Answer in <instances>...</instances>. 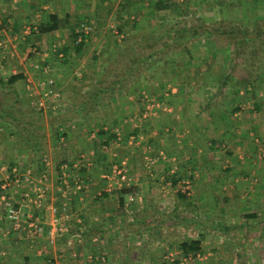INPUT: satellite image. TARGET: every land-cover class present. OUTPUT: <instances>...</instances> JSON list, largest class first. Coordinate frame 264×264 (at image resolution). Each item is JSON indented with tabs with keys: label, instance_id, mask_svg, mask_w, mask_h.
Masks as SVG:
<instances>
[{
	"label": "crops",
	"instance_id": "1",
	"mask_svg": "<svg viewBox=\"0 0 264 264\" xmlns=\"http://www.w3.org/2000/svg\"><path fill=\"white\" fill-rule=\"evenodd\" d=\"M155 1L158 0H0V196L6 191L1 190L5 181L12 185L13 179L7 176L14 175V167L21 175V184H14L7 192L15 197L23 215L31 210L23 197V192L29 189V182L25 178L36 181L46 174L49 188L46 202L56 204L62 199L60 180L55 171H58V165L67 164L70 167V173L67 170L69 176L82 175L90 183L89 188L80 195L70 192L71 211L81 221L65 222L68 231L58 235L57 244L52 247H47L46 243L53 215L45 209L40 215L46 230L38 237H29L24 230H12L9 235H4L2 228L8 222L0 198V247L6 252L1 264H29L31 261L32 264H43L48 257L56 264L170 262L167 255L170 248L176 247L181 251L180 244L187 241L185 226L189 221L187 198L176 197L170 191V184L175 178H185L186 174L192 172H196L191 193L195 203L189 204H196L201 215L207 217L200 220L196 228L200 234L194 239L200 241L204 252H209L205 259L195 260L196 264H264V111H261L264 100V15L244 18L256 24L250 31L254 40L251 39L244 48V59L237 61L246 64L244 73L234 72L232 75L235 80L243 76L252 82L251 96L256 91L255 102L259 106L255 114L249 115L245 113L246 110L242 114L237 112L238 109H245L239 104L246 105L252 101L250 93L236 90L233 83L228 91L235 90L242 104L238 102L235 108L225 109L231 101L228 98L223 100L224 106L220 102L216 104L218 97L213 95L218 81L210 71L214 64L211 62L218 63L221 49L211 44L207 48L208 53L219 56L204 64L201 57L193 62L188 60L186 52L181 51L177 55L184 57V60L175 68L177 72L181 70V76L186 80H182L180 93L172 98L182 96L183 89L191 88L192 95H187L189 108H182L183 112L189 114L181 115L183 119L187 116L185 125L191 124L194 128L150 130L148 138L141 136L155 144V148L150 144L149 150L144 147L148 152L144 159L149 169L145 172L148 178L144 180L138 177L137 183L127 192H122L126 188L116 189L105 196L106 192L102 191L103 179L99 178L100 174L92 172L97 162L100 163L94 148L89 154L93 152L90 156L93 160L91 167L71 168L81 159L83 151L75 158L65 160L58 158V154L56 157L52 151L53 164L47 167L43 163L46 154L43 145L38 142L39 136L37 139V134L30 132L32 126L33 130H38L32 123L34 119L47 116V112L41 113L32 105L30 91H40L49 76L61 88L64 101L66 91L73 86L71 83L77 70L84 73L99 69L97 59L101 58L99 55L103 52L108 53L104 49L111 48L108 37L114 34V29L124 35L125 22L131 21L141 26L158 21L174 23L179 19L180 16L160 18L145 11L143 7L148 5L152 8ZM50 14L59 17L61 27L54 32L41 33L39 25L46 22ZM116 16L119 18L115 20V27L111 21ZM82 25L88 27L89 35L83 52L77 54L73 46V33L81 31ZM234 52V47H231L228 54ZM60 53L64 55L60 56ZM44 65L49 66V73L43 72ZM15 74H22L23 78L12 84L7 83L10 76ZM82 105L74 114L81 113L79 109L84 110ZM122 131L127 138L135 137L137 132L138 136L143 132L146 134V130ZM21 138H25L26 142L22 143ZM100 140L103 142L108 138L104 135ZM132 143L126 147L136 150L140 144L137 138ZM96 149H100L101 159L106 158L105 165L114 162L110 148L102 150L101 144H98ZM117 159L119 161L120 158ZM55 161L57 163L54 165ZM171 165L177 167L176 174H171ZM167 173L171 177L166 176ZM169 199L174 203L173 208H161V201L168 204ZM128 201H131L129 206ZM68 238L73 240L71 246L66 245ZM43 246L49 248L50 252L40 256L38 250Z\"/></svg>",
	"mask_w": 264,
	"mask_h": 264
},
{
	"label": "rangeland",
	"instance_id": "2",
	"mask_svg": "<svg viewBox=\"0 0 264 264\" xmlns=\"http://www.w3.org/2000/svg\"><path fill=\"white\" fill-rule=\"evenodd\" d=\"M171 1L176 3L178 2L179 5L180 4L182 5V8L185 11L183 10L184 11L182 13L183 15H180L179 19L182 18L190 25H192L195 22V20H197V18L205 17L206 19L210 18L209 20L214 23L215 27L223 26V29H231L233 25H236L241 29L251 30L252 28H254L256 24L251 23L250 21L247 22V20H244V18H250L252 15H264L263 0H189L188 3L179 0H171ZM143 8H146L145 11L149 12L150 14L154 13V15H156L157 17L162 16V18L164 17L167 18V16H173V18H176V16H178V14L171 12L169 10L167 11L154 10L153 7L151 8V6L148 5ZM150 8L151 10L149 11ZM118 18L119 17L116 16L114 20L111 21L113 23V26L117 25L115 20H118ZM174 23L172 22L165 23L158 21L157 23H151L149 25L141 24L140 26L134 24V22L131 21H129V23L125 22V24H127L125 25V30H126L125 34L126 35L132 34L127 42H124L123 39L124 35L121 36L122 33L119 32L117 34L116 32H114L117 31L116 29H114V31L112 30L116 36L114 34L112 35L110 34L111 37H108L109 45H111V48L108 47L107 49H104L107 50L108 53L104 54L103 52L101 55H99V57L101 58L97 59V63H96V65L99 66L98 67L99 69L95 71L91 70L90 72L84 71V73L77 70L74 73L76 77L73 79V82H76V84H74L73 82L71 83L73 84V86L68 88V90L66 91V95H65L66 97L64 101H63L64 95L62 96L63 98L60 107L61 110H59L58 113H52L48 111L46 113L47 116L41 115L39 116L38 120L34 119L32 123L33 125L37 126L38 130H33L34 127L32 126L30 132H32L33 134L36 133L37 139L39 136L38 142L41 145H43L45 151L44 154H46V156L51 160L52 164H53L52 151L55 153V156L56 154H58L59 155L58 158H60L61 160H65L67 158L68 159L75 158L76 155L81 151H83L82 154H86V153L90 154V151L94 148L95 149L94 153H98L97 158H100L99 160L100 163L97 162L96 167L92 169V172L94 174H100L99 177L100 179L104 172H109L111 170V166L113 164L120 162V160H126L127 170L129 175L137 178L141 177V179L144 178L145 180L148 178L145 172L149 170L145 165L146 161H144L145 155H148V152L146 153V149L149 150L150 144L152 148H155L154 143L148 141V139L145 140V138L149 137L148 132H150V130H186L187 128H191L193 130L194 127H192L191 124H189L188 127L187 125H185L186 123L184 121L189 113H185L182 111L183 110L182 108L185 107L189 108V106L187 105L188 103L187 95L189 94L192 95L190 92L191 88L184 87L185 89H183L182 96L179 97L177 96V98L175 99L172 98L174 94L180 93L179 87L183 83L182 80H186V77L181 76L180 73L181 70L179 72H176V69H173V72L168 73L163 69H161V65H160L161 63L156 62V65H154L153 68L149 69V71L147 72L144 71L142 75L138 76L139 77L138 81H136V78L135 79L125 78L123 82L115 83L116 80L119 79V75H118L119 70H117V67H119L120 69V65L124 60L126 59L131 60L132 59L131 57H134L135 54L142 56L144 53H147V49L145 47V41L142 34L145 33L147 34L149 30H154V29L158 31H162L164 28L168 29L172 27ZM107 32L110 31L108 30ZM132 37H135L133 38V41L131 40ZM216 41L218 42V44L219 43L220 45L222 44L223 47H225L226 45V48L224 51L223 50L221 51L220 56L216 54L215 57L217 59L219 56V61L218 63L215 62V64H213L210 71L211 76H213L214 78L217 77L219 78L225 76L226 74H228V72L229 74L232 72H236L237 74L244 73L246 64L243 61H240L238 64H236V61L233 59L232 55L228 54V51L231 48V46H228L229 40H227L226 36H216ZM209 46L203 43V45L197 48L200 54L204 53L206 55L207 54L210 55L207 51L208 50L207 48H209ZM126 47L128 49H126ZM199 57L202 58L201 59L202 64H204V62L207 63L210 60V58L212 59V55L205 56L202 54V56L198 55L193 60V62L197 61L198 60L197 58ZM173 59L175 63L178 65L179 63L182 62V60H184V57H181L180 55L176 54V56L173 57ZM139 65L148 66L149 63L141 62ZM242 78L244 77L242 76ZM232 83L235 85V82H231L229 89L232 87L233 85ZM79 84H82V86ZM108 86H112V90L102 92V88H107ZM175 86H177L178 89H176ZM172 88H174L173 89L174 91L172 90ZM228 90L226 91V93L222 95V97L216 100L217 102L216 104L218 105L220 102L221 105H223L224 104L223 100H226L228 98L231 99L232 102L230 101L228 106L227 107L225 106L226 107L225 109L228 108L232 109L233 107L235 108L236 105L238 106V104L241 102H239L240 100L239 97L236 96L235 90L232 91L231 90L228 91ZM241 91L245 93V90L242 89ZM251 93L249 96L251 99L250 101H252L253 103L249 102L246 105L242 103H241L242 105L239 104L240 107H244L245 109L243 110L238 109L237 112L239 113L241 112L242 114L246 110L245 113L249 115L255 114L258 105L255 102L256 95L251 96ZM146 94H149V96L158 100L159 102H162L164 105H168L171 110L164 111L163 110L164 106L163 107L161 106L159 108L160 111L158 110L156 112V110H153L152 113L148 112L147 115L142 113L145 112L143 111L145 107L143 104L144 101L143 96ZM246 96H248V94ZM86 99H88L87 102H85ZM74 101H76V103L79 105L88 104L86 106L85 111L83 109H79L82 111L81 113H76L79 114L78 117H76L74 111L80 107H78ZM262 103H263V107L261 111H264V100L262 101ZM182 113L187 114V116L184 119L182 118L181 115ZM57 128H60L59 131L66 133L67 135L62 136L60 139H57L56 137ZM126 128L130 130H133L134 128H138L139 130H146V134L144 132H143L144 134L140 133L141 135L139 136H138V132L136 133L137 135L135 134V138H137V142L140 143L138 144L139 147L136 148V150L132 148L128 149L126 147L134 140L131 139L132 136L130 138L124 136L122 130H125ZM102 129L111 131L110 134L113 131L118 130L119 132H121V136L123 137L124 140L123 146H121V148L116 149L115 147H113V145L110 147V150L112 151V155H110L112 157L111 160H113L114 162L112 163V161H110L109 164H107L108 166L105 165L106 158L101 159V157L99 156L101 152L100 149H96L97 145L102 143V141L100 140L101 137L100 130ZM24 130H28V128ZM93 134L94 136H92ZM141 136L145 138H142ZM21 142L25 143L26 142L25 138L24 139L21 138ZM51 147H53V150H51ZM131 149L134 151H132ZM118 157L120 158L119 161L117 159ZM58 158L56 160L59 161ZM56 163L57 162L55 161L54 165ZM69 168H67L68 173H70ZM71 168H73V164ZM172 168H174V165L173 166L171 165L170 172ZM55 171L58 174L59 169L58 171L55 169ZM153 173H154V169H153ZM195 175L196 172H192L186 174L185 176V178H188L192 181L191 182L192 189L194 188V180L196 177ZM166 176L171 177L169 173H167ZM102 181H103V186H105L104 180ZM131 186L133 187L134 185ZM131 186H127L126 190ZM170 191L174 195H176V197H178L176 188L171 187ZM189 196L191 197L187 196V200H186L188 201L187 204L185 202V204L188 207L187 218L189 220L188 225L185 226L187 228L185 230L186 231L185 233L187 234L185 235L187 237V241L195 240L194 238H197V236H199L200 232L197 231L196 228L198 227V224L201 223L200 220L207 219V217L201 215L198 206L196 204L195 205L189 204V202L195 203V200H192L193 198L192 195ZM161 203L162 205L165 204L164 206L160 205L161 208L162 207L173 208L174 206L172 199H169L168 204L163 200L161 201ZM130 204L131 201H128V206ZM210 237L211 239H213L212 234ZM202 252L203 253H201L202 254L201 259L196 257L189 261H185L184 253L182 252V250L180 251L178 248L172 247L170 248V251H168L167 253V255L170 258L169 260L170 262L162 263V264H176V263L196 264L195 260H203L205 259V257L209 256V252H204V251ZM31 262L33 263V261ZM31 262L28 263L32 264Z\"/></svg>",
	"mask_w": 264,
	"mask_h": 264
},
{
	"label": "built area",
	"instance_id": "3",
	"mask_svg": "<svg viewBox=\"0 0 264 264\" xmlns=\"http://www.w3.org/2000/svg\"><path fill=\"white\" fill-rule=\"evenodd\" d=\"M82 26L84 33L88 34V27L84 25ZM116 33L118 34L119 32L116 31ZM82 38L83 37L80 36L78 38V42H80ZM60 56L63 55L60 54ZM42 69L45 73H49L50 71L49 66L44 65ZM173 89L174 88H172V90ZM30 95L32 97L33 106L40 112L45 113L49 111L52 113H58L59 110H61L60 107L63 98V93L61 88L58 86L56 80L52 76H50L46 80L44 87L40 91L36 92L35 90H31ZM143 100V104L145 106L143 111L145 112L142 113L146 115L148 114V112L152 113L153 110H156L157 112L161 106H164V111L171 110L168 105H164L162 102H159L158 100L149 96V94L144 95ZM112 133L115 134V137L112 138L110 141H103L101 143L102 150H108L112 145L116 149L121 148V146H123L124 140L121 136V132L115 130ZM131 139H135V137L132 136ZM130 144H132V142ZM91 153L93 154V152ZM90 156L89 154H82L80 157L81 159L79 158L80 160L75 162L73 167L82 169L84 167L93 166V160L92 158H90ZM43 163L47 167H50L52 165L51 160L46 155L43 157ZM112 166L109 172H104L101 176V178L105 182V186L102 191L112 193L116 189H125L127 186L135 185L137 183L138 178L133 177L128 173L126 160L117 162ZM67 168V164L59 166V191L62 195V199L61 201H59V204L46 202L48 195L47 193L49 190L47 186L48 177L46 174L43 175L42 179L36 181L32 180L31 178H25V181L29 182V189L26 192H23V197L24 201H28V204L31 208L27 215L22 214L21 207L20 205H18V202L15 200V197L9 192H7V190L14 186V184H16V186H20L21 184V175L18 173V168L14 167L12 169L14 175L7 176L8 179H13L12 185L10 182L5 181V183L1 186V190H6L5 193L0 196V198L4 208L6 209L5 217L8 222V225L2 228L4 235H9L12 230H24L29 237H38L46 230L44 221H42V217L40 215V212L45 209L53 215L51 224L49 225L50 228L48 230V237L46 243L47 247H52L57 244L56 240L58 235H61L68 231V225H66L65 222L71 220L78 222L81 221L80 217L78 215L73 214V212L71 211L69 198L71 196L70 192H72V194L74 195H80L89 188L90 183L87 178L82 175L69 176V174L67 173ZM176 171L177 167L174 166V168H172L171 170V174H176ZM178 179L179 180H177V184L175 186H173V183H171L170 186L176 188L178 194L182 193L187 196L191 195L192 181L188 178L179 177ZM33 210H35L36 212H34ZM72 244L73 240L68 238L66 245L71 246ZM47 247L44 248L43 246V248H40L38 250V255H47V253L50 252L49 248ZM5 255L6 252L0 247V263L5 257ZM196 257L201 259L202 254L200 252L196 254L190 253L188 255H184V260L189 261ZM45 263L56 264L55 260H52L49 257L45 260Z\"/></svg>",
	"mask_w": 264,
	"mask_h": 264
},
{
	"label": "trees",
	"instance_id": "4",
	"mask_svg": "<svg viewBox=\"0 0 264 264\" xmlns=\"http://www.w3.org/2000/svg\"><path fill=\"white\" fill-rule=\"evenodd\" d=\"M170 0H158L154 5V10L161 11V10H169L171 12H174L178 14V16L183 15L182 13L185 11L182 8V5L178 4V2H168ZM185 3H188L189 0H184ZM128 6V5H127ZM127 6L123 7L126 8ZM184 10V11H183ZM47 21L42 22L39 25V31L41 33H50L58 30L61 27V20L59 17L55 14H50L47 16ZM210 19V18H209ZM209 19L204 18H197L195 22L190 25L182 18L178 19L172 27L166 29L164 28L162 31L158 30H149V32L146 34H142L144 41H145V47L147 49V53H144L142 56L134 55V57H131L132 59H126L124 60L121 65L120 69L117 67L119 79L116 80L115 83H121L126 78L135 79L138 81L140 75L144 71H149V69L153 68L154 65H156V62L161 63V69L164 71L171 73L173 72V69H176L175 67L177 64L175 63L173 57L176 56V54L180 53L181 51L186 52L188 60H194L198 55L202 56L198 51L197 47H200L203 45H215L216 49L223 50L225 47L220 43L216 41V36H226L228 42V46H233L235 52L232 54L233 59L236 61V64H238L239 59H244L245 54L244 48L248 46V42L252 41L251 39L254 38V36L250 35L249 29H241L240 27L233 25L231 29H223V26L221 27H215L214 23L211 22ZM213 23V24H212ZM222 23V22H220ZM86 26V25H84ZM87 27V26H86ZM136 27V25H135ZM81 31L74 32L73 33V43H74V49L77 54H81L83 52L84 47L87 43V36L89 35L84 33L83 26H81ZM74 30V29H73ZM132 35V34H131ZM131 35L124 34V42H127L128 39H130ZM82 36V40L78 42V38ZM132 37L131 40L133 41ZM254 40V39H253ZM209 46V47H210ZM227 46V47H228ZM65 52H67V48L64 47ZM126 49H128L126 47ZM62 51V50H61ZM60 52V51H59ZM63 54V53H60ZM64 55V54H63ZM216 54L212 56L213 59H216ZM150 60V61H149ZM212 59L210 58L209 62H211ZM141 62H148L149 65H139ZM216 61L211 62L215 64ZM137 65V66H136ZM264 67V65H262ZM139 70V71H138ZM138 71V72H136ZM175 71V70H174ZM177 72V69H176ZM233 73L228 72L223 77H217L218 86L215 90L214 97H222L224 93L229 89V86L231 85V82H235L234 88L237 89H243L246 91V93H251L253 88L250 86L252 82L249 79L241 78L238 80H235L233 78ZM165 77V76H164ZM163 77V78H164ZM23 78L22 74H15L10 76L8 79L9 84H12L20 79ZM112 90V86H108L107 88H102V92H106ZM253 93V92H252ZM255 95V94H253ZM217 100V99H216ZM78 107H81L79 104H76ZM86 105H82L84 110L86 109ZM76 106V108H77ZM259 107V106H258ZM237 109V108H236ZM60 128L56 129V137L57 139H60L62 136H65L66 134L59 131ZM125 130H130L126 128ZM133 130H139L138 128H134ZM109 131L107 130H100V135H105L106 138H108L107 141H110L109 139L112 137H115L114 133L108 134ZM58 165V169H59ZM173 186L177 184V178L174 179ZM127 192V190H122V192ZM109 193H105V196ZM182 198H187L185 194L179 193ZM247 217H255V215H247ZM180 249L184 253V255H188L190 253H203L202 248L200 246V241L198 240H190L185 241L180 244Z\"/></svg>",
	"mask_w": 264,
	"mask_h": 264
}]
</instances>
